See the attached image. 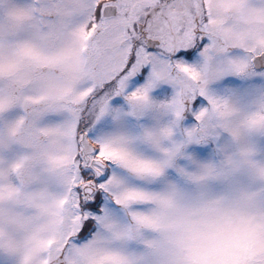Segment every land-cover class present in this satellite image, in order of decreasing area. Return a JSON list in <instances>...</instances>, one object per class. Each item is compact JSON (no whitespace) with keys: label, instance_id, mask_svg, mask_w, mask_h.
<instances>
[{"label":"snow or ice","instance_id":"6c2138e0","mask_svg":"<svg viewBox=\"0 0 264 264\" xmlns=\"http://www.w3.org/2000/svg\"><path fill=\"white\" fill-rule=\"evenodd\" d=\"M0 264H264V0H0Z\"/></svg>","mask_w":264,"mask_h":264}]
</instances>
